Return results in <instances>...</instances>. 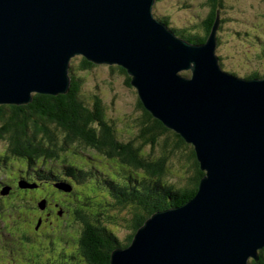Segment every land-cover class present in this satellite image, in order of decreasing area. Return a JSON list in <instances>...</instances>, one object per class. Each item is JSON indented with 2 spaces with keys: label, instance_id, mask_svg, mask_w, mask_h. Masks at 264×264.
Segmentation results:
<instances>
[{
  "label": "water",
  "instance_id": "obj_1",
  "mask_svg": "<svg viewBox=\"0 0 264 264\" xmlns=\"http://www.w3.org/2000/svg\"><path fill=\"white\" fill-rule=\"evenodd\" d=\"M157 1L0 0V106L67 93L77 56L125 68L146 109L194 145L205 175L193 198L154 213L114 250L112 264H252L264 248V77L223 68L220 16L193 43L158 18Z\"/></svg>",
  "mask_w": 264,
  "mask_h": 264
},
{
  "label": "trees",
  "instance_id": "obj_2",
  "mask_svg": "<svg viewBox=\"0 0 264 264\" xmlns=\"http://www.w3.org/2000/svg\"><path fill=\"white\" fill-rule=\"evenodd\" d=\"M207 6L209 13L203 18L201 25L197 23L181 28L171 26L168 17L158 18L168 23L180 37L193 43H204L208 40L218 16L221 17L224 4L222 0H207ZM222 21L221 17V23ZM96 65L98 64L83 56L78 65L72 60L71 86L65 94L37 93L34 94L33 101L28 104L0 106V144L7 143L6 150L0 152L1 165L9 159H19L21 166L25 169L29 168V172L36 167L38 171L36 176L30 173L32 177L27 174L19 175L26 183L38 185L36 181L40 178L41 181L47 179L67 182L77 187L79 184L84 185L92 181L93 185H97V182L98 186L103 185L109 193L108 199L99 202L94 201L90 196L82 197L81 205L86 207L85 210L80 208L78 201H75V206L72 207V204L67 205L63 200H55L56 203H60L61 208L64 206L66 209L62 215L58 212L59 217H73V220L82 222V224L78 222L81 231L77 235L72 233L70 239L66 240L71 243L72 238L75 242L76 252L71 256L75 264L80 262L112 264L114 250L128 247L137 230L154 213L172 206L183 205L193 198L205 175L194 145L155 118L140 98L138 108L142 110V115L135 121L136 135L130 139L122 137L124 140L119 136L115 124L109 121L108 107L101 95L94 93L92 99L84 96L85 81L79 70L84 71ZM110 66L123 74L127 85L132 86L131 76L125 68L119 65ZM262 77L264 74L261 73L246 76V78ZM76 145L91 151L89 152L92 154L91 158L82 155ZM175 157H178V160H185L182 168L191 174L187 184L180 187L169 179L175 174L172 170V160ZM98 159L106 163L108 170L100 167ZM57 166L61 167L59 172H55ZM98 172H104L106 176H101ZM124 172L127 173L126 176ZM17 186L19 187V184ZM53 186L55 187V184ZM19 189V194L20 192L29 194V190L33 188L20 186ZM3 198L6 197L1 199ZM45 199H39L37 205L34 204L37 208H34L36 212L31 211L32 214L37 215L38 212L43 211L39 203ZM51 199L54 200L53 197ZM45 201L47 202V199ZM105 202L120 210L128 207L133 210L130 220L132 230L126 243L121 241L109 226L114 221V217L111 215L104 220L100 216L101 207ZM20 204L26 207L27 203L24 200ZM35 219L28 222L34 224L26 239L17 234L13 235L12 232H8L13 238L12 241H10L11 237L0 235V251L12 259L8 264H14L19 258L18 254H23L22 243L26 244L27 251L35 252L38 251L34 248L37 240H41L43 236L51 237L42 230L45 229L46 222L40 230L37 228L38 220L35 222ZM35 230H39V233L34 232ZM28 243L32 246L28 247ZM259 256V260H252V264H264V248L259 251Z\"/></svg>",
  "mask_w": 264,
  "mask_h": 264
},
{
  "label": "rangeland",
  "instance_id": "obj_3",
  "mask_svg": "<svg viewBox=\"0 0 264 264\" xmlns=\"http://www.w3.org/2000/svg\"><path fill=\"white\" fill-rule=\"evenodd\" d=\"M222 1L224 4L221 10L223 21L218 32L217 52L222 58L223 68L242 77H248L253 73L264 74V0ZM154 12L158 17H168L171 20V26L182 28L197 23L201 25L203 18L209 13V7L207 6V0H158L154 5ZM80 60L81 56L73 59L75 65H78ZM111 67L107 64H98L84 71L79 70L85 81L84 96L92 99L91 97L94 93H99L108 107L109 121L115 124L119 136L130 139L136 135L137 127L135 126V121L142 115V110L138 108V92L134 86L127 85L126 77L123 74L119 73L117 69L113 70L114 68ZM183 74L191 76V71H183ZM76 146L82 155L89 159L91 158L92 154L89 153L91 151L80 145ZM6 148L7 143L2 142L0 144V152H4ZM177 158L175 157L172 160V170L175 174H172V179H169L177 187H180L187 184V179L191 174L182 168V163L185 160H178ZM97 162L101 168L108 170L104 161L98 159ZM21 164L19 159H9L2 165L0 164V199L2 198L1 196H6L10 193L3 194L4 188L7 187L6 185L11 186L12 183H16L20 187L22 180L19 175L27 174L30 177L31 175L36 176L38 173L36 167L29 172V168L25 169ZM57 167L55 172L61 170V167ZM98 173L101 176L105 175L104 172V174ZM126 174L124 172V176ZM36 182L38 186L29 190V194H25V192H20L19 194L18 191L20 189L16 186L17 192L14 197L0 200V235L10 238L11 236L8 232H12L13 235L17 234L21 238L26 239L31 232V226L34 224H28V222L36 218L35 222L38 220L37 228L39 229L44 221L46 222L44 225L46 227L42 230L51 237L43 236L41 240H37L34 244V248L38 249V251H35L36 254L34 251H32L34 254L27 251L26 244L22 243L23 254H18L19 258L14 264H30L31 262L33 264H75V260L71 257L73 252H76L74 251L75 242L72 238L71 243L66 240L70 239L72 233L77 235L81 231L79 223L82 224V222L77 219L78 223L73 220V217L61 216L59 218L52 215L51 217L56 218L51 223L43 214L44 211L38 212L37 215L32 214V212H36L34 208H37L34 204L38 203V200H41V197L46 192H50L54 198V203L63 200L67 205L72 204L71 206L74 207L75 201H78L80 208L85 210L86 207L84 208L81 205L83 204L82 197L90 196L94 201L99 202L108 199L109 193L103 185L98 186V182L97 185H93L92 181L84 185L79 184L77 187L73 186V190L70 192L56 186L54 187L53 184H56L57 181L42 185L40 189H37L41 182L40 178H37ZM28 196L30 198H27ZM21 200L26 201V207L20 204V202L22 203ZM62 208L66 210L64 206ZM101 209L102 214L100 216L104 220L111 215L114 217V221L109 222V226L114 230L118 238L126 243L132 230L130 220L132 219L133 210L130 207L120 210L111 206L109 202H105ZM52 226L54 228H51ZM19 232L22 234H19ZM34 232L39 233V230ZM12 240L13 238L10 239V241ZM27 246L31 247L32 244L28 243ZM11 260L0 251V264L11 263ZM80 264L85 263L80 262Z\"/></svg>",
  "mask_w": 264,
  "mask_h": 264
},
{
  "label": "flooded vegetation",
  "instance_id": "obj_4",
  "mask_svg": "<svg viewBox=\"0 0 264 264\" xmlns=\"http://www.w3.org/2000/svg\"><path fill=\"white\" fill-rule=\"evenodd\" d=\"M49 182H51V181H50V180H47V179L42 180V181L40 182V184H39V188H37V189H40L42 185L48 184ZM2 186H3V185H2ZM6 186L11 188L10 193H9L8 195H6V196L3 195V196H1V197H6V198L13 197V196L15 195V193L17 192V188H16L17 184H16V183H14V184L12 183L11 186H9V185H6ZM51 197H52V193H50V192H46V193L43 195V197H41V199H43V198H46V199H47V202H46V209L43 210V211H44L43 214L46 216V219H47V220H50L51 223H53V222H54V219H55L56 217H51V216H52V215H57V217H59V216H58V212L60 211L59 214L62 215V214L64 213V209L61 208L60 203H54V202H53V199H51ZM46 199H45V200H46ZM60 209H63V210H60ZM59 218H60V217H59ZM44 224H45V223H44V221H43L41 227L39 228L40 230H41V228H42V226H43Z\"/></svg>",
  "mask_w": 264,
  "mask_h": 264
}]
</instances>
